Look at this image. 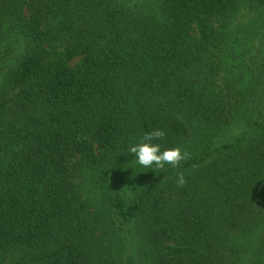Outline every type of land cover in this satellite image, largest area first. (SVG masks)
I'll return each mask as SVG.
<instances>
[{"label": "trees", "instance_id": "1", "mask_svg": "<svg viewBox=\"0 0 264 264\" xmlns=\"http://www.w3.org/2000/svg\"><path fill=\"white\" fill-rule=\"evenodd\" d=\"M129 1L0 0V264H264V0Z\"/></svg>", "mask_w": 264, "mask_h": 264}, {"label": "clouds", "instance_id": "2", "mask_svg": "<svg viewBox=\"0 0 264 264\" xmlns=\"http://www.w3.org/2000/svg\"><path fill=\"white\" fill-rule=\"evenodd\" d=\"M165 136L162 129H156L143 135L140 142L130 146L128 151L134 155L139 165L145 168L164 169L165 165L179 167L181 162L189 158L186 151L180 147H172L161 150L159 143L153 141L161 140ZM186 183L183 172L177 174V186L182 187Z\"/></svg>", "mask_w": 264, "mask_h": 264}, {"label": "rangeland", "instance_id": "3", "mask_svg": "<svg viewBox=\"0 0 264 264\" xmlns=\"http://www.w3.org/2000/svg\"><path fill=\"white\" fill-rule=\"evenodd\" d=\"M153 0H130V6H142L145 8H150L153 6ZM264 26V6L258 9H252L249 6L245 5L239 13L235 16V18L230 23V29L238 35L240 39H242V43H245L247 38H252L255 34L262 32V27ZM258 43V41H257ZM256 43V44H257ZM79 63V59L74 60L71 64L76 65ZM143 167L139 165L134 157L132 163L127 167L129 168H139ZM85 187V193L91 195L95 194L97 191L92 190L88 181H81ZM130 183V182H129ZM133 186V185H132ZM126 187H130L127 185ZM3 264H17L13 257H7Z\"/></svg>", "mask_w": 264, "mask_h": 264}]
</instances>
